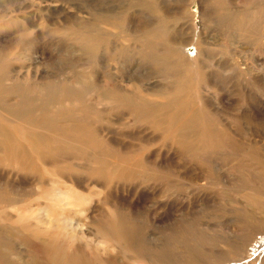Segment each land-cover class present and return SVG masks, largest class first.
<instances>
[{
    "label": "rangeland",
    "instance_id": "rangeland-1",
    "mask_svg": "<svg viewBox=\"0 0 264 264\" xmlns=\"http://www.w3.org/2000/svg\"><path fill=\"white\" fill-rule=\"evenodd\" d=\"M135 83L165 93L143 97ZM17 110L43 113L55 126L72 122L81 141L94 140L90 149L60 141L58 155L44 158L48 175L25 171L27 206L37 207L33 189L51 177L91 172L112 137L132 146L147 184L159 181L135 205L150 247L192 253L196 264H233V249L246 257L256 237L264 243V0H0V111ZM188 111L201 119L185 121L177 136L200 150L175 155L167 126ZM168 153L194 170L192 180L153 169ZM172 194L195 202L171 213L178 232L163 206ZM103 207L100 200L91 216L103 218ZM84 221L89 230L85 215L73 225Z\"/></svg>",
    "mask_w": 264,
    "mask_h": 264
},
{
    "label": "bare ground",
    "instance_id": "bare-ground-1",
    "mask_svg": "<svg viewBox=\"0 0 264 264\" xmlns=\"http://www.w3.org/2000/svg\"><path fill=\"white\" fill-rule=\"evenodd\" d=\"M136 86L143 97L161 98L165 93V87L157 88L151 83ZM96 97V101L102 98L100 94ZM62 112L53 110L52 114L58 117ZM186 113L187 116L184 115L180 122L172 120L167 126L166 136L174 140L169 149H175V155L181 150H185L188 155L200 150L198 147L195 149V144L183 143L178 139L177 132L186 128L185 121L193 124L202 116V113L196 111ZM169 116L170 119L174 117ZM46 118L43 113L32 116L24 110L0 111V264H196L197 256L192 253H169L161 245L159 249H155L144 242L135 205L140 202L141 197L157 192L155 181L158 180L152 177L155 180L153 184H147L150 176L143 172L145 169L141 166L144 164L140 166L135 161L132 146L116 142L117 139L112 137L105 141L107 145H111L108 153L94 157L91 172L71 170L61 176L49 175L52 180L50 179L48 187L37 186L33 189L32 196H36L37 207L27 206L26 195L29 194H26V185L29 178L24 175L25 171L44 172L42 174L48 175V168H44V158L58 155L60 141L74 142L73 144L86 149L94 145V140H80L84 137L82 138L74 123L66 121V128L62 124L55 126L47 123L44 120ZM133 136L130 132L129 137ZM168 157L165 165L158 161L153 169L164 167L167 176H174L179 181L194 178L192 168L180 163L170 153ZM56 161L54 162L58 164L61 160ZM38 164H41L42 169ZM136 171L139 173L136 174ZM94 194L101 196L99 200H95ZM180 197L182 195L175 194L164 200L163 206L168 210V215L181 209L189 212L195 206L194 201H186V198ZM100 200L106 214L101 219L93 218L92 212ZM78 214L85 215L89 230L85 228V221V224L77 222L76 226L73 225V219ZM171 219L173 223L169 230L173 229L172 226L175 228L181 224L175 214H171ZM178 227L175 228L176 232L183 229L182 226ZM257 228L260 227L249 230L246 238L241 239L242 247L248 245L252 232ZM89 234H93V238L88 237ZM171 237L173 242L182 243L175 239L177 236ZM251 246V249L245 251L246 257L242 251L233 249L232 259H243L232 261L233 264H264V243L256 237ZM31 253L34 254L32 261L28 260Z\"/></svg>",
    "mask_w": 264,
    "mask_h": 264
}]
</instances>
